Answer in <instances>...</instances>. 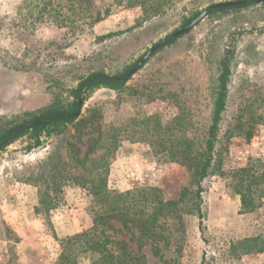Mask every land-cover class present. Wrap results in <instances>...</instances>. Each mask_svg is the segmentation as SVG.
<instances>
[{"label": "rangeland", "instance_id": "1", "mask_svg": "<svg viewBox=\"0 0 264 264\" xmlns=\"http://www.w3.org/2000/svg\"><path fill=\"white\" fill-rule=\"evenodd\" d=\"M23 1L0 0V132L26 123L27 113L67 104L69 90L92 73L131 70L150 48L208 7L242 0H164V11L149 20L139 7L126 8L125 1L89 0L102 18L90 27L75 15L66 27L21 24ZM227 52L226 108L214 148L218 166L202 180L197 199L193 170L168 153L209 126ZM128 78L120 92L103 87L90 92L82 106L83 116L91 110L101 115L102 148L92 157L83 158L86 139L95 138L96 131L77 141L72 124L60 135L42 136L39 146L26 134L0 150V198L7 194L13 204L22 202L27 210L20 216L44 233L42 248L29 241L24 258L10 231L0 264H43L39 252L50 255L43 258L46 264H56L60 240L91 226L95 205L81 183L96 172L105 176L115 202L142 200L155 189L157 199L176 203L163 210L155 241L140 240L137 231L113 223L131 253L141 247L146 264H264V197L256 195L264 190V1L206 14ZM249 167L257 178L253 209L234 191L242 175L238 170ZM94 258L84 255L77 264Z\"/></svg>", "mask_w": 264, "mask_h": 264}, {"label": "trees", "instance_id": "2", "mask_svg": "<svg viewBox=\"0 0 264 264\" xmlns=\"http://www.w3.org/2000/svg\"><path fill=\"white\" fill-rule=\"evenodd\" d=\"M24 0L19 10L21 24L35 26L38 22L53 24L57 27H66L69 16L75 15L79 24L90 27L102 20L97 12L91 9L92 4L89 0ZM84 2V6H82ZM125 1L127 7H139L146 20L155 18L163 9L164 0H119ZM241 4L230 7L212 8L208 7L207 15L225 13L230 10L250 7L254 0H242ZM77 8V12L75 9ZM162 10L161 12H163ZM75 13V14H74ZM190 19L184 20L183 25H187ZM179 36H167L163 47L173 44ZM131 67L115 75L121 80L105 79L103 73H92L83 78L75 88L69 90L71 101L64 105H51L40 108L34 112L27 113L30 123L29 127L17 131L20 125L8 126L0 132V150L9 146L19 137L28 134L33 145H40L42 136L50 137L52 135L62 134L70 124L75 126L73 137L81 141L84 135H89L96 131L95 138L86 139L87 150L83 156L84 159L92 157L102 148V131L100 130L101 115L96 110L89 111L87 116L82 115V106L88 94L98 88H107L120 92L126 82L129 80L127 73ZM230 76L229 57L227 55L221 62L220 74L218 77V86L216 99L210 117V123L201 136L193 135L194 138H188L176 145L173 144L168 155L173 161L188 166L193 170V180L197 186L196 198L200 199L201 182L204 178L211 175L218 162L214 161V148L217 142V133L221 115L226 108L227 87ZM81 100V104H78ZM251 134L248 132L245 137L249 139ZM239 181L235 186V193L240 196L243 206H248L253 201L254 193L251 187L257 183L253 175V167L238 170ZM252 177V178H251ZM93 197L95 208L92 212L91 226L81 232L60 240V254L56 264H77V259L90 254L96 256L91 264H146L145 256L138 247L137 254L128 250V243L121 237V231L116 230L114 222H120L122 227L138 232L139 239L160 238L157 228L160 227V217L164 216L163 210L170 206H175V202H162L156 197V190H150L149 197L145 196L142 200L127 199L125 202L118 203L110 198L106 186L105 176L101 172H96L92 178L81 183ZM148 194V193H147ZM151 194V195H150ZM258 198L264 197V190H257ZM253 209L255 206L251 204ZM194 209L200 213L199 204L194 205ZM261 251V250H259Z\"/></svg>", "mask_w": 264, "mask_h": 264}, {"label": "crops", "instance_id": "3", "mask_svg": "<svg viewBox=\"0 0 264 264\" xmlns=\"http://www.w3.org/2000/svg\"><path fill=\"white\" fill-rule=\"evenodd\" d=\"M18 195H21L20 198L24 197L23 196L24 193H19ZM11 197L12 196H8L6 194L0 198V248H2V245L5 244V240L6 242L10 240L8 238L12 234L13 236L18 237L19 243L17 244L19 246L21 245L20 247L24 250V252H22L23 257L26 258V255L28 254L29 251H27L25 247H28V245L30 244L29 241H33L34 243L33 245H36L42 248L41 241H43L42 238L44 236V233L42 230L38 231L37 229L36 230L30 229V227H32L34 223L33 225L29 224L28 218L25 215L20 216L23 214V212H25L23 209H26V208L23 207V204L20 205V203L22 202H19L16 205L13 204V202L11 201ZM3 198L5 199L4 202L1 201ZM16 217H17V220H16ZM20 220L22 221V223H17V222H20ZM10 231H11V234H10ZM2 232H3V236H2ZM6 235H7V239H6ZM20 250L19 252L21 253ZM40 254L43 255L41 256L42 258L41 262L43 264L44 263L46 264L47 263L46 259H43V258H50V255L47 252L45 253L39 252V254L37 255H40Z\"/></svg>", "mask_w": 264, "mask_h": 264}, {"label": "water", "instance_id": "4", "mask_svg": "<svg viewBox=\"0 0 264 264\" xmlns=\"http://www.w3.org/2000/svg\"><path fill=\"white\" fill-rule=\"evenodd\" d=\"M264 0H259V2H263ZM237 4H241V2H226V3H219V4H214L211 7L212 8H219V7H230V6H234ZM207 14V10L202 11L194 20H192L187 26H185L184 28H182L181 30L174 32L171 36H180L183 35L187 32H189L193 27H195L200 21L203 20V18H205ZM166 42V38H163L162 40H160L157 44H155L152 48H150L143 56L142 58L139 60L138 64L132 68L128 73H127V77L132 76L137 70H139V68L146 62V60L161 46L164 45V43ZM105 79L108 80H121L119 78H116L114 76H105ZM78 104H81V100L77 101ZM30 123H26L22 126H19L17 128V131L22 130L26 127H29Z\"/></svg>", "mask_w": 264, "mask_h": 264}]
</instances>
